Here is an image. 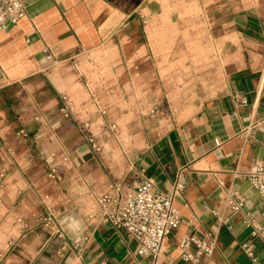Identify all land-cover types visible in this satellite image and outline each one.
Returning a JSON list of instances; mask_svg holds the SVG:
<instances>
[{
	"label": "crops",
	"instance_id": "1",
	"mask_svg": "<svg viewBox=\"0 0 264 264\" xmlns=\"http://www.w3.org/2000/svg\"><path fill=\"white\" fill-rule=\"evenodd\" d=\"M22 2L25 15L0 31V164H13L0 219L20 247L5 264H153L96 211L110 184L125 196L142 175L180 215L156 264H192L184 234L215 241L204 264H264V236L252 233L264 193L235 174L264 162V0ZM83 122L100 131V151L78 135ZM55 158L66 164L46 189L62 196L58 250L21 229L37 212L35 165ZM229 187L245 199L239 211L225 205Z\"/></svg>",
	"mask_w": 264,
	"mask_h": 264
},
{
	"label": "built area",
	"instance_id": "2",
	"mask_svg": "<svg viewBox=\"0 0 264 264\" xmlns=\"http://www.w3.org/2000/svg\"><path fill=\"white\" fill-rule=\"evenodd\" d=\"M24 15L22 0H0V31L8 22L16 23ZM78 127L90 149L95 153L100 151L101 145L90 133L89 124L83 122ZM111 128L115 129L116 125L112 123ZM18 133L23 137L27 136V131L24 129H20ZM3 172L0 171L1 176ZM235 174L242 175L256 190L264 193V162L260 159L252 160L247 170L235 171ZM55 175L56 168L52 166L49 176L55 177ZM183 188V181L174 182L173 194ZM244 204V197L235 187L226 189L225 205L232 212L241 210ZM97 210L105 221L115 227L124 228L136 239L135 257L137 259L142 256H151L153 264H156L162 250L164 237L176 229L180 222L179 212L173 204V196L157 190L151 178L145 175H142L141 181L134 190L125 196H122L119 184H110L106 191L96 197ZM252 233L264 236V227L254 226ZM214 244L213 239H199L194 235L184 234L179 240L181 259L192 264H204L203 256L213 251ZM242 246L255 262L253 250L245 244Z\"/></svg>",
	"mask_w": 264,
	"mask_h": 264
},
{
	"label": "rangeland",
	"instance_id": "3",
	"mask_svg": "<svg viewBox=\"0 0 264 264\" xmlns=\"http://www.w3.org/2000/svg\"><path fill=\"white\" fill-rule=\"evenodd\" d=\"M78 127V125H77ZM109 132H117V128L108 129ZM89 131L92 136L97 140V142L101 145V149L103 148V143L101 135L99 134L100 131L97 129H91L89 127ZM78 135L83 139L85 145L87 146V141L83 138L79 127L77 129ZM28 135V133H27ZM103 136H108L107 134H103ZM100 149V150H101ZM64 151L67 149L63 148ZM65 161L62 158L54 159V161L47 162L45 160H41L36 163L35 167H37L39 171L38 177L35 179L34 183L32 184L35 187L36 195H34V199L37 203V212L33 216V220L30 223L27 221H22V234H37L43 239L47 237H52L49 241V245L53 246L58 249L67 248L68 241L66 240L65 234L60 226V217H58L57 211L63 210L62 200L61 197L58 199V202H55V198L52 199L51 193L46 192V189L49 185L59 184L61 180V171L63 167H65ZM13 164L6 163L5 165L0 164V171H4L5 176L0 177V183L6 179V176L11 174V167ZM54 166L56 168V175L55 177L49 176L51 167ZM15 168V167H13ZM22 180H25L24 178ZM58 197V196H57ZM4 203L2 199H0V205ZM13 206V205H12ZM1 216V214H0ZM7 216V213L0 219V264H5L7 260V256L13 255L12 253L15 250L20 249L19 244L14 241V237L17 233L15 226L13 225H5L4 218ZM13 260V259H12Z\"/></svg>",
	"mask_w": 264,
	"mask_h": 264
}]
</instances>
